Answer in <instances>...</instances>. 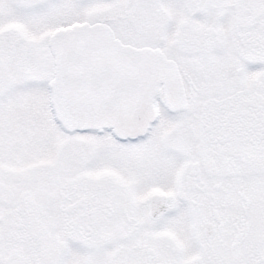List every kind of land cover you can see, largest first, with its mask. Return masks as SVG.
I'll list each match as a JSON object with an SVG mask.
<instances>
[{
    "label": "snow or ice",
    "instance_id": "6c2138e0",
    "mask_svg": "<svg viewBox=\"0 0 264 264\" xmlns=\"http://www.w3.org/2000/svg\"><path fill=\"white\" fill-rule=\"evenodd\" d=\"M0 264H264V0H0Z\"/></svg>",
    "mask_w": 264,
    "mask_h": 264
}]
</instances>
